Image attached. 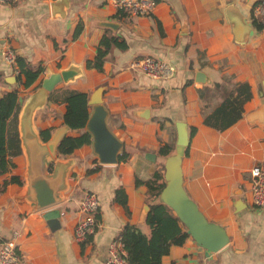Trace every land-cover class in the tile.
Masks as SVG:
<instances>
[{"label":"crops","instance_id":"crops-1","mask_svg":"<svg viewBox=\"0 0 264 264\" xmlns=\"http://www.w3.org/2000/svg\"><path fill=\"white\" fill-rule=\"evenodd\" d=\"M258 1L158 0L149 15L121 16L112 0H68L67 6L53 0L0 4L1 96L18 86L17 79L13 81L17 74L3 54L8 48L26 57L35 69L43 67L36 83L19 86L22 107L42 88L44 78L79 65L82 76L56 87L69 86L91 96L105 86L108 124L131 153L128 160L114 164L99 162L91 144L71 156L59 154L76 162L68 173L64 200L55 206L61 210L62 223L56 230L45 218L48 209L35 210L28 201L17 199L26 185L27 158L24 151L15 157L12 173L0 175V234L18 233L21 264H104L110 244L118 242L126 226L136 225L150 234L143 215L148 188L136 180H147L156 170L164 173L165 157L158 154L159 147L165 143L176 147L180 130L190 137L182 162L185 188L209 220L226 228L230 241L211 251L190 236L173 246L161 264H264V209L253 205L250 183V170L264 156V29L258 31L254 24L262 23L254 14ZM231 6L235 10L229 15ZM235 15L244 16L240 28L231 20ZM103 21L117 22L118 29L101 25ZM79 23L82 32L72 39ZM105 28L123 36L129 46L114 48L104 71L88 68L86 60L94 58ZM244 34L248 38L241 43ZM146 55L174 63L175 76L151 78L132 65ZM200 71L205 82L198 80ZM242 81L249 82L253 91L242 118L225 130L206 125L223 89ZM216 83L223 89H216ZM202 91L207 92L205 97ZM49 93L34 119L40 131L54 128V132L66 124V104H48ZM192 126L197 127L193 136ZM68 134L80 132L70 129ZM148 154H155V159ZM13 173L22 177L23 185H5ZM121 186L128 195L129 213L115 199ZM89 190L98 193L102 204L97 228L84 244L74 239V227L79 201Z\"/></svg>","mask_w":264,"mask_h":264},{"label":"trees","instance_id":"trees-1","mask_svg":"<svg viewBox=\"0 0 264 264\" xmlns=\"http://www.w3.org/2000/svg\"><path fill=\"white\" fill-rule=\"evenodd\" d=\"M119 16L124 14V10H119ZM258 31L264 29V23L254 21ZM83 24L79 23L72 36L76 39L82 32ZM127 40L120 34L114 33L111 28H105V32L98 44L94 58L86 60L88 68H95L104 71L106 61L111 56L114 48L127 49ZM14 69H18V86L7 91L0 96V175L12 173L16 167L15 157L22 154V144L19 131V113L22 107L20 100L19 86L26 88L38 81L43 71V67L34 68L26 57L16 55ZM41 85V83H40ZM216 89H223V84L216 83ZM222 100L215 106L205 118V124L217 130H225L238 122L243 114L247 101L252 98V86L247 81L236 82L231 88L223 89ZM207 92L202 91L201 96L205 97ZM90 94L85 91L71 88L69 86L55 87L50 91L48 104L65 103L64 114L65 123L73 130L80 132L78 135L67 134L60 142L59 151L63 156H71L77 148L85 144H91L92 136L85 129L87 121L92 113V105L89 103ZM54 128L41 130L42 138L47 140ZM197 127H191L192 136L196 133ZM175 150L174 143H165L159 147L158 154L166 157ZM188 150H186V154ZM185 154V155H186ZM131 153L124 150L119 161H126ZM9 183L24 184V180L19 174H11L6 179L5 185ZM136 183L147 185V202L150 210L146 216V222L150 225L151 232L146 234L136 225L126 226L118 241L122 243L125 250L123 254L128 264H161L165 255L169 254L172 247L184 244L191 236L190 232L181 224L180 218L173 209L166 203L159 200V194L165 186L164 173L156 170L147 180L137 179ZM116 201L122 203L127 212H130L128 195L124 186L116 189ZM99 213L96 214L97 222ZM94 234V233H93ZM91 234L86 241L91 240ZM85 244V242H84Z\"/></svg>","mask_w":264,"mask_h":264},{"label":"water","instance_id":"water-1","mask_svg":"<svg viewBox=\"0 0 264 264\" xmlns=\"http://www.w3.org/2000/svg\"><path fill=\"white\" fill-rule=\"evenodd\" d=\"M53 1L58 4L65 1L66 6L68 5V0ZM234 10L235 7L231 6L229 15ZM243 19L244 16L236 17L235 15L231 20L235 28H240L238 24ZM101 25L114 30L119 26L114 21H103ZM250 27H248L249 33L252 32ZM247 38L248 34H244L239 41L244 43ZM83 73L82 67L74 64L58 73L50 74L43 79L42 88L30 96L19 114L20 138L22 150L27 158V169L26 185L16 197L18 200L28 201L35 210L48 209L45 218L53 230L62 226L61 210L55 206L64 200V193L69 189L68 173L76 162L72 157L64 159L59 157L60 142L71 128L67 124L58 127L47 140H44L34 118L37 109L45 104L49 91L61 82L74 81ZM197 76L199 81H206L204 72H198ZM16 79L14 76L13 81L15 82ZM104 90L105 86H101L90 96L89 103L92 105V113L85 129L92 136L91 145L98 161L103 164H114L119 162L125 144L108 124L109 109L104 103ZM189 144L188 133L180 130L174 152L165 157V186L159 194V200L173 209L198 244L211 251H218L230 241L226 228L206 217L184 185L182 162ZM148 155L155 157V154ZM149 210L150 205L147 203L143 210L144 217L147 216Z\"/></svg>","mask_w":264,"mask_h":264},{"label":"built area","instance_id":"built-area-1","mask_svg":"<svg viewBox=\"0 0 264 264\" xmlns=\"http://www.w3.org/2000/svg\"><path fill=\"white\" fill-rule=\"evenodd\" d=\"M17 0H0L1 5H9ZM115 5L136 15H149L156 6L158 0H112ZM254 14L264 23V0L258 1L254 6ZM6 60L13 67L16 64L15 52L8 48L3 51ZM145 75L155 79H170L176 74V65L169 60L146 55L132 63ZM16 74L18 69H14ZM250 183L252 203L257 208L264 209V156L250 170ZM102 204L97 192L86 191L79 201V216L74 227V239L79 243L86 242L97 228L96 214ZM18 233L12 237L0 234V264H21L20 255L17 251ZM125 250L120 242L113 241L109 247V253L104 264H128L123 254Z\"/></svg>","mask_w":264,"mask_h":264}]
</instances>
